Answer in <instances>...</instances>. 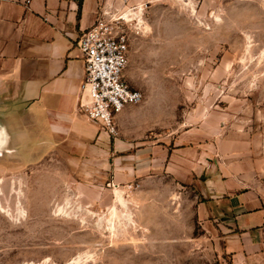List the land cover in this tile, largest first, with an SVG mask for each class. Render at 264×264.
I'll list each match as a JSON object with an SVG mask.
<instances>
[{
	"label": "rangeland",
	"instance_id": "obj_1",
	"mask_svg": "<svg viewBox=\"0 0 264 264\" xmlns=\"http://www.w3.org/2000/svg\"><path fill=\"white\" fill-rule=\"evenodd\" d=\"M102 14L124 23L147 136L200 127L209 162L200 184L159 173L136 190L0 145V264H264V221L236 230V250L221 212L197 210L213 175L264 198V0H105Z\"/></svg>",
	"mask_w": 264,
	"mask_h": 264
},
{
	"label": "crops",
	"instance_id": "obj_2",
	"mask_svg": "<svg viewBox=\"0 0 264 264\" xmlns=\"http://www.w3.org/2000/svg\"><path fill=\"white\" fill-rule=\"evenodd\" d=\"M104 3L0 0L1 148L12 147L7 152H16L23 162L48 154L65 157L106 187L159 173L179 183L200 184L195 177L204 170L203 160L209 162L212 148L202 128L182 127L154 140L147 136L148 119L135 115L128 104L115 116L119 132L113 135L78 108L84 61L76 41ZM215 178L207 179L212 192L202 183L208 201L198 204V217L208 219L220 211L237 250L236 230L250 235L264 221V198Z\"/></svg>",
	"mask_w": 264,
	"mask_h": 264
},
{
	"label": "built area",
	"instance_id": "obj_3",
	"mask_svg": "<svg viewBox=\"0 0 264 264\" xmlns=\"http://www.w3.org/2000/svg\"><path fill=\"white\" fill-rule=\"evenodd\" d=\"M128 38L122 21L102 14L81 31L76 41L84 61L77 106L86 117L99 122L113 135L119 132L116 114L126 105L138 103L143 98L142 91L130 85L124 75ZM127 186L136 189L139 183Z\"/></svg>",
	"mask_w": 264,
	"mask_h": 264
},
{
	"label": "bare ground",
	"instance_id": "obj_4",
	"mask_svg": "<svg viewBox=\"0 0 264 264\" xmlns=\"http://www.w3.org/2000/svg\"><path fill=\"white\" fill-rule=\"evenodd\" d=\"M124 16H125V17H128V12H125ZM4 141H5V140H4ZM5 151H10V150H9V149H5ZM2 155H3V152H2L1 149H0V156H2ZM115 192H116V194H117V198H118V200H119L120 202L124 203V200H123L121 194H120L117 190H115ZM62 210H63L62 207H61V208H58V211H62ZM75 261H76V258H74V259H72L71 261H69V264H74Z\"/></svg>",
	"mask_w": 264,
	"mask_h": 264
}]
</instances>
